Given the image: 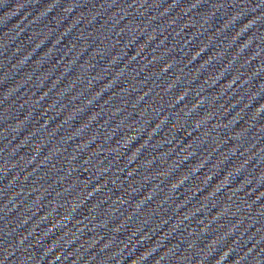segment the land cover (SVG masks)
<instances>
[{
    "label": "water",
    "instance_id": "95a60500",
    "mask_svg": "<svg viewBox=\"0 0 264 264\" xmlns=\"http://www.w3.org/2000/svg\"><path fill=\"white\" fill-rule=\"evenodd\" d=\"M0 264H264V0H0Z\"/></svg>",
    "mask_w": 264,
    "mask_h": 264
}]
</instances>
